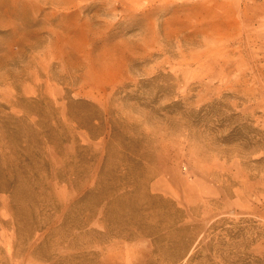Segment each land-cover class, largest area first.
I'll return each mask as SVG.
<instances>
[{
  "label": "rangeland",
  "instance_id": "1",
  "mask_svg": "<svg viewBox=\"0 0 264 264\" xmlns=\"http://www.w3.org/2000/svg\"><path fill=\"white\" fill-rule=\"evenodd\" d=\"M0 264H264V0H0Z\"/></svg>",
  "mask_w": 264,
  "mask_h": 264
}]
</instances>
